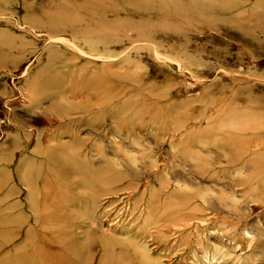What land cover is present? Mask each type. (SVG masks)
Segmentation results:
<instances>
[{
    "label": "rangeland",
    "instance_id": "374dc122",
    "mask_svg": "<svg viewBox=\"0 0 264 264\" xmlns=\"http://www.w3.org/2000/svg\"><path fill=\"white\" fill-rule=\"evenodd\" d=\"M139 8L0 0L8 264H264V0Z\"/></svg>",
    "mask_w": 264,
    "mask_h": 264
},
{
    "label": "bare ground",
    "instance_id": "6f19581e",
    "mask_svg": "<svg viewBox=\"0 0 264 264\" xmlns=\"http://www.w3.org/2000/svg\"><path fill=\"white\" fill-rule=\"evenodd\" d=\"M128 1L130 2L132 8L134 10H137V11H138V6L141 7V8H139V10L141 9V11H142V9L147 10V8H148V10H150L152 8L151 10L156 12V14L145 13V14H151L150 17L152 15H155V16H158L159 18H165V19H168V18L173 19V20L180 19V20H182V22H185L188 25L197 24L196 23L197 21L195 18H191V19L188 18V17H190L188 15L192 12V9L190 8V6H192V5L195 6L196 0H128ZM221 1H223V0H213V3L218 4ZM25 4H27V6L29 5V3H25ZM143 5H146V6L142 7ZM137 11H136V13H137ZM55 157H57V158H55ZM46 159H47V162H49V163H52V162L59 163L60 161H62L63 156L61 154H57L56 152H53V153L48 152V153H46ZM61 173H62V175L60 176V178L61 177L69 178V177H71L72 174L73 175L76 174V169H74L73 173L68 171V170H63ZM51 175H52V172H49V178L46 179V181L44 183V189L45 190H43V191H45V192L48 190V185L51 184V180H49ZM91 175L94 176L93 173ZM93 182H95V181H93ZM100 189L101 190L104 189L103 191H108L110 188H109L108 183L107 184L103 183L102 188H100ZM50 190H52V189H50ZM54 215H59V214H58V212H54ZM50 217H51V214H47V218H44V226L43 227H45V220H47ZM65 251L67 253H69V249L67 247L65 248ZM103 251H104V253L100 255L101 259H102L101 263H103L104 261L107 263L110 262L109 264L119 263L118 261H115L113 259L114 256H113V254H111V252L105 253L104 247H103ZM80 254L79 255L76 254V258L75 257L73 258V259H75L74 264H83V263L86 264L85 262L88 261L89 256H91L90 253L85 254V252L81 255ZM1 259H3V258H0L1 264H5L6 262H7L6 264H8V261L11 262L13 258L12 257L11 258H5V260H1ZM32 259L36 260L34 257H32ZM23 260H27V259H23ZM131 262H134L135 264H146V262L144 260H139V259H132Z\"/></svg>",
    "mask_w": 264,
    "mask_h": 264
}]
</instances>
